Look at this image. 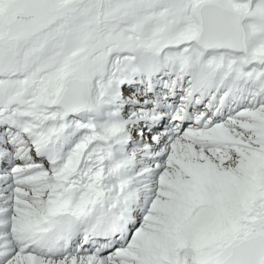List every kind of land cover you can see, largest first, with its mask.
Listing matches in <instances>:
<instances>
[{
  "label": "snow or ice",
  "instance_id": "1",
  "mask_svg": "<svg viewBox=\"0 0 264 264\" xmlns=\"http://www.w3.org/2000/svg\"><path fill=\"white\" fill-rule=\"evenodd\" d=\"M0 264H264V0H0Z\"/></svg>",
  "mask_w": 264,
  "mask_h": 264
}]
</instances>
